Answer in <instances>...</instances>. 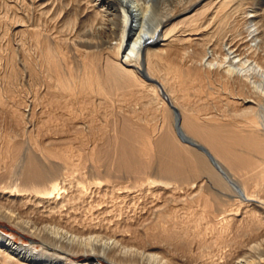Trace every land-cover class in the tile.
<instances>
[{"label":"bare ground","instance_id":"bare-ground-1","mask_svg":"<svg viewBox=\"0 0 264 264\" xmlns=\"http://www.w3.org/2000/svg\"><path fill=\"white\" fill-rule=\"evenodd\" d=\"M0 218V264H264V0H0Z\"/></svg>","mask_w":264,"mask_h":264},{"label":"rangeland","instance_id":"rangeland-1","mask_svg":"<svg viewBox=\"0 0 264 264\" xmlns=\"http://www.w3.org/2000/svg\"><path fill=\"white\" fill-rule=\"evenodd\" d=\"M3 10V12L6 11V9L4 7L1 8ZM60 111V112H59ZM57 113V114H56ZM54 115L55 117L57 116V118L53 117L56 120H63L64 116L63 112L61 110H58ZM60 113V114H59ZM62 114V115H61ZM59 115V116H58ZM60 121V122H61ZM0 230L5 232L12 240H14V242H16L17 244H24V245H28V246H32L34 245V248L36 250H39L41 247V239L33 236L32 234H30L29 232L22 230V228H20L19 226H15L14 224L9 223V221L5 220V219H1L0 218ZM35 239V242L33 241ZM69 258H71L74 261L77 260H82L83 258H85L84 256H69ZM108 261V262H107ZM107 261H103L104 264H117L115 262H112L110 259L107 258ZM112 262V263H111ZM152 262V261H151ZM150 262V263H151ZM155 263V262H154ZM157 263V262H156ZM155 263V264H156Z\"/></svg>","mask_w":264,"mask_h":264}]
</instances>
